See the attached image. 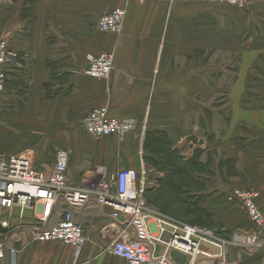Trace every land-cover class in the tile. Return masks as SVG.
Here are the masks:
<instances>
[{"label": "crops", "instance_id": "1", "mask_svg": "<svg viewBox=\"0 0 264 264\" xmlns=\"http://www.w3.org/2000/svg\"><path fill=\"white\" fill-rule=\"evenodd\" d=\"M115 7L126 8L121 33L98 31L100 15ZM0 38L21 54L0 92V152L31 149L34 167L48 173L55 150L64 148L67 181L80 186L122 168H149L158 136L178 149L196 142L235 162L227 190H255L264 216V0H248L242 9L218 0H5ZM103 51L113 53L109 77L85 75V54ZM217 94L225 95L220 109L215 101L211 106ZM101 105L112 116L134 118V131L121 139L86 133L81 117ZM225 204L223 216L216 215L222 233L256 229L242 207ZM34 209L26 207L23 218L12 209L3 232L16 254L6 251L0 264H127L107 249L119 233L109 207L91 201L73 214L88 238L80 250L32 240ZM224 252L234 264L263 260L262 248ZM165 258L180 264L171 252ZM190 263L185 257L183 264Z\"/></svg>", "mask_w": 264, "mask_h": 264}, {"label": "built area", "instance_id": "2", "mask_svg": "<svg viewBox=\"0 0 264 264\" xmlns=\"http://www.w3.org/2000/svg\"><path fill=\"white\" fill-rule=\"evenodd\" d=\"M1 2L5 0H0ZM223 1V0H220ZM230 5L245 6V0H224ZM126 16L125 7H115L100 15L96 23L98 31L119 34ZM87 67L84 74L97 80L109 77L113 67V53L85 54ZM21 58L7 40L0 38V92L4 90L8 70ZM2 121L0 114V123ZM83 130L94 138L115 136L121 139L134 131V118H118L109 113L105 105L92 108L81 117ZM69 152L58 148L48 173L33 165L31 149L5 153L0 152V227L7 229L12 209H18L23 218L26 207L34 209L37 225L29 227L30 238L40 242H59L75 250L87 243L82 225L73 214L91 201L111 209L113 224L118 225V235L107 245L109 252L127 264H169L165 255L177 251L191 260L198 254L217 257V264H234L227 261L225 247L233 246L250 252L262 248L264 264V216L258 209V193L251 189L236 188L226 195V202L237 203L244 209L249 221L255 225L253 231H239L223 237L211 229L198 224L175 222L162 213L148 211L144 199L146 169L122 168L108 177L99 178L94 185L75 186L67 181ZM38 207V208H37ZM55 220L50 221V216ZM57 216V218H56ZM7 232V231H6ZM6 232L0 230V259L6 251L14 257L16 250L7 244ZM204 246L216 249L215 253ZM190 263V264H191ZM78 264H95L85 259Z\"/></svg>", "mask_w": 264, "mask_h": 264}, {"label": "rangeland", "instance_id": "3", "mask_svg": "<svg viewBox=\"0 0 264 264\" xmlns=\"http://www.w3.org/2000/svg\"><path fill=\"white\" fill-rule=\"evenodd\" d=\"M218 1L221 4L233 6L237 9L245 8L248 3V0H245V6L238 7L237 5L227 4L224 0ZM223 54L224 52H218L215 55L219 57L220 63L224 61ZM215 56L210 59V64H212L213 59L216 58ZM224 99V94H217L212 98L213 101L211 106H213L215 101L214 105L220 109V106L225 102ZM155 140L158 141V139ZM159 142L160 144L157 143L155 146L160 148L161 151L157 153L154 152L153 156L155 159H150V161L152 160L151 164L148 162L150 167L148 168L147 164L143 163L147 173L146 181H148L144 193V199L148 211L152 213L159 212L167 215L175 222L189 224V222H193L198 217L193 213V209L195 207L202 208L203 212L199 216V220L205 224V227L215 229L220 234L229 237L237 233L234 232L226 235L222 233L219 228L224 226V221L220 219H222L223 216L222 211H225V207L227 206L225 204L226 195L231 190H227L226 183L233 178V171L231 172V175H227L225 169L221 172L217 168V162L221 158L219 156V150H211L209 147H199L196 142L190 147L177 148L180 154L183 152V157H189L190 159L197 157V160H195L197 161V164L195 167L188 168L189 173L186 177L187 180L182 184L181 191L176 193L170 189V186L173 183L179 182V180L165 167V164L161 159L163 152L168 149L170 150L172 145H168V143H165L162 139H159ZM154 160H157L156 163H154ZM184 163L188 167V162ZM154 198L159 201L158 204L160 205L168 203L169 207L166 212L161 211L160 208L152 202ZM218 213L222 216L217 217L216 215ZM245 216L247 217L246 213ZM216 262L217 261L213 262V264H217ZM255 262V259L244 260L243 264H255Z\"/></svg>", "mask_w": 264, "mask_h": 264}, {"label": "trees", "instance_id": "4", "mask_svg": "<svg viewBox=\"0 0 264 264\" xmlns=\"http://www.w3.org/2000/svg\"><path fill=\"white\" fill-rule=\"evenodd\" d=\"M155 139H158V141H156ZM155 139L153 140V143H152V149L155 153H157V152L161 151L160 148H157V146H155L157 143L160 144L159 139H162L163 141H165V143H167V141L165 139H163L162 136H158ZM161 159H162L163 163L165 164V167L174 176H176L178 178L179 182L171 184L170 189L176 193H179L181 191L182 184L187 180L186 177L188 176V173H189L188 168L196 166L197 161H195V160H197V157H193L191 159L189 157L188 158L183 157V155H181L179 153L177 148L172 147V148H170V150L168 149V150H165L163 152V154L161 155ZM156 161L157 160H154V163H156ZM184 162H188L187 163L188 167H187V165H185ZM234 167H235V162L231 159L223 160L222 158H220L217 162V168L219 169V171L223 172V170L225 169L227 175L232 174L231 172H232ZM152 202L158 208H160V210L163 212H166L168 207H169L168 203H163L161 205L158 204L159 201L155 198ZM202 212H203L202 208L195 207L193 209V213L198 217L196 220H194L193 222H189V223L204 226L205 224L200 222V220H199V216L201 215Z\"/></svg>", "mask_w": 264, "mask_h": 264}, {"label": "water", "instance_id": "5", "mask_svg": "<svg viewBox=\"0 0 264 264\" xmlns=\"http://www.w3.org/2000/svg\"><path fill=\"white\" fill-rule=\"evenodd\" d=\"M0 230H5L2 229L0 227ZM171 255L176 259L177 262H179L180 264H183L185 262V256L182 255L181 253L177 252V251H172ZM213 261V260H217V257L215 256H207V255H203V254H198L194 257L193 261L191 264H198L202 261Z\"/></svg>", "mask_w": 264, "mask_h": 264}]
</instances>
